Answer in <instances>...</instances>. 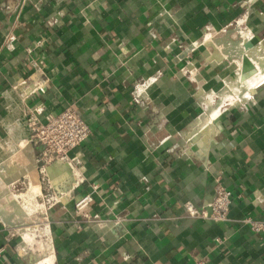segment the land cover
Returning <instances> with one entry per match:
<instances>
[{"label":"crops","instance_id":"crops-1","mask_svg":"<svg viewBox=\"0 0 264 264\" xmlns=\"http://www.w3.org/2000/svg\"><path fill=\"white\" fill-rule=\"evenodd\" d=\"M2 2L0 172L38 175L52 197L50 264H264V230L244 222L264 221V83L221 99L252 69L234 45L242 31L264 41V0H27L10 14ZM68 106L91 127L69 153L82 181L43 165L28 126ZM216 109L214 130L196 131ZM218 176L230 219L191 215L185 203L210 202ZM22 245L0 215V264H31Z\"/></svg>","mask_w":264,"mask_h":264},{"label":"built area","instance_id":"built-area-1","mask_svg":"<svg viewBox=\"0 0 264 264\" xmlns=\"http://www.w3.org/2000/svg\"><path fill=\"white\" fill-rule=\"evenodd\" d=\"M26 1L3 0L1 10L6 14L18 12ZM247 1L251 2L252 0ZM56 22V18H50L46 21V24L51 27ZM10 38H13V36ZM249 38L252 40L254 34L250 33ZM135 98L138 102L139 96H135ZM28 126L31 130V141L42 147L40 159L43 161V165L49 166L56 162H64L70 166L72 175L77 180L82 181V172L78 167L79 161L76 158H70L69 153L86 141L91 134V127L83 116L75 108L68 106L58 113L48 114L44 121H41L35 115H31L28 119ZM41 172L44 174V166L41 167ZM215 180L214 196L210 202L201 208H197L191 201L186 202L185 206L193 216L215 222H224L230 219L229 212L233 192L222 183L219 176ZM61 195L64 194L61 193ZM47 200H52V197L48 196ZM91 200L92 196L90 194L82 198L77 204L79 209L88 205ZM244 222L248 223L255 232L264 230L263 220L248 217L244 219ZM47 225L49 228L48 223ZM48 231L50 232L49 229ZM198 264H203V261L199 260Z\"/></svg>","mask_w":264,"mask_h":264},{"label":"bare ground","instance_id":"bare-ground-1","mask_svg":"<svg viewBox=\"0 0 264 264\" xmlns=\"http://www.w3.org/2000/svg\"><path fill=\"white\" fill-rule=\"evenodd\" d=\"M210 36V35H209ZM208 40V37H207ZM206 41V40H205ZM208 42V41H207ZM250 43V38L249 35L245 32L242 31L241 32V37L240 40H238L234 47L236 49V56L237 59H239L241 61L242 56L245 54L248 56V58L251 59V62L254 63V67L252 70L248 71V72H242L240 69L238 71H236L232 76H230L227 79V83H226V91L225 93L228 94V99H231V103L235 102L236 100H241L245 99L247 96H249L251 94V91L253 90V88H255L256 86H258L259 84L264 82V41L260 42L258 45H249ZM224 56V55H223ZM239 61V62H240ZM29 86V85H28ZM14 88V87H13ZM24 89V88H23ZM26 90V89H25ZM18 94V93H17ZM219 109H216L212 112H204L198 119L197 123H196V131H201L205 134L211 132L214 130V125H213V120L214 118L217 116V114L219 113ZM205 137V136H204ZM21 142V147L25 145L24 141H20ZM17 144V143H16ZM19 145V144H18ZM19 155V153H18ZM16 156V155H15ZM23 157V156H22ZM21 157V158H22ZM11 158V157H10ZM21 161V160H19ZM25 161V159H24ZM24 161H21L24 162ZM16 163V162H15ZM20 164V162H19ZM13 164L11 163L10 166H12ZM22 165V164H21ZM19 166V165H18ZM8 167V166H7ZM20 167V166H19ZM9 168V167H8ZM13 169V168H12ZM10 169V170H12ZM6 170V169H5ZM3 172V171H2ZM5 172V171H4ZM35 173V172H34ZM30 174V173H29ZM28 174V176H29ZM31 177V175H30ZM32 177H35V180L33 178V180H31L32 185H31V190L30 193L32 195V197L34 198L35 195L37 193L40 194L41 191V185L39 183H37V179H36V175L32 174ZM1 178L3 179V175L2 173H0V180ZM29 180V179H28ZM30 181V180H29ZM28 181V182H29ZM30 183V182H29ZM30 185V184H29ZM10 194V193H9ZM30 195V197H31ZM12 196V195H11ZM10 196V198H11ZM22 196H24V198H27L29 196V192L27 193L24 192L22 194ZM21 196V198H22ZM13 197V196H12ZM20 198V196H19ZM5 199V198H4ZM30 199V198H29ZM15 200V199H13ZM10 202L12 200H9ZM8 201V204L10 203ZM16 202V201H15ZM31 202V201H30ZM7 203V202H6ZM33 203V202H32ZM12 204V203H10ZM2 205V204H1ZM17 205V203H16ZM20 205V204H19ZM29 205V204H28ZM10 207V206H9ZM13 208V207H12ZM16 210V207H14ZM13 208V209H14ZM23 208V207H22ZM40 208V207H39ZM22 210V209H21ZM31 211V210H30ZM1 212V211H0ZM20 212V211H19ZM9 213V212H8ZM14 213V212H13ZM2 213H0L1 215ZM25 216L26 214L23 213ZM16 215V213H15ZM24 216V217H25ZM1 217H3L1 215ZM6 217V216H5ZM14 217V216H13ZM12 217V218H13ZM20 217V216H19ZM4 218V217H3ZM7 218H5L6 220ZM18 219V218H17ZM16 219V220H17ZM3 221V220H2ZM7 221V220H6ZM9 223V221H7ZM31 229V228H29ZM45 229V228H44ZM44 231V230H43ZM27 232V231H26ZM47 232V231H46ZM35 234V232H34ZM33 234V235H34ZM24 236L26 238L27 241H25L22 245L23 249H31L29 246V239L31 237L30 233L27 232L26 234L24 233ZM49 236V235H48ZM33 237V236H32ZM24 238V239H25ZM32 239V238H31ZM33 241V240H32ZM36 247V248H34ZM32 248L37 249V251L39 250V253H36L37 255L35 256L38 260V264H50L52 262V254H51V244L48 242H44V241H40V243H37L36 246L34 245ZM22 249V250H23ZM29 252V251H27ZM26 252V253H27ZM32 252V251H31ZM30 252V254H31ZM35 255V253H33ZM32 254V255H33ZM43 256V257H42ZM45 256V257H44ZM34 257V256H33ZM36 261V260H35ZM34 262V261H33Z\"/></svg>","mask_w":264,"mask_h":264},{"label":"rangeland","instance_id":"rangeland-1","mask_svg":"<svg viewBox=\"0 0 264 264\" xmlns=\"http://www.w3.org/2000/svg\"><path fill=\"white\" fill-rule=\"evenodd\" d=\"M260 42H262V41H260ZM260 42H257L256 44L253 43V44L254 45H258ZM244 59H246V60L249 59L251 61L250 58H248V59L244 58ZM236 60H237L236 62L238 64V61H240V60L237 59V58H236ZM251 64L253 65L252 66V69H253L254 63L251 62ZM240 67H242L241 64H240ZM241 71L244 72V73L246 72V71H243V70H241ZM225 91H226V88H225ZM225 91H224L223 96L221 97V99L222 98H225V99L230 98V97H228L229 93L226 94ZM228 100L231 101V99H228ZM4 171H6V170H3V172H0L3 175V179L1 178V180H0V211H1L0 213H2L1 215L4 218H7L6 220L9 221V223L7 221L6 222L10 226L13 227L14 234H16V235H18L20 237V243H24L25 241H27L25 236H24V233L25 234L27 232L30 233L31 237H30L28 243H29V246H30L31 249H28V250L25 249V251H29L25 255L28 257L29 260H31L30 261L31 264H37L38 262H36V263L33 262L34 260H33L32 254L35 253V255L34 254L33 255L36 256L37 255L36 253H39V251H37V249H34L36 247H34V248H32V247L34 245L36 246V244L40 243V241L41 242L42 241L48 242V234H49V231H48L49 228H48V225H47V223H48L47 216L48 215H46L45 213L47 211H49L50 202H48L47 198L50 195H48V193H46V192L43 193V191H40V194L37 193L35 195V197L33 198L31 193H30V191H29V190H31V185H32L31 180L34 179L32 177V174H30L31 175L30 183L28 182L29 181L28 179H24V178L22 180H17L15 182V180L17 179V176L14 177L12 180H9L6 177V172H4ZM42 177H44V175H42ZM31 178H33V179H31ZM36 179L38 181L37 183L41 184L39 179H38V175H36ZM11 182H13V184H9ZM26 191H27V193L29 192V196L27 198H24V196H22V194L24 192H26ZM30 195H31V197H30ZM10 196H11V198H10ZM19 196H20V198H19ZM21 196H22V198H21ZM13 199H15V200H13ZM9 200H12V201L10 202ZM8 201L10 203H12V204H10V203L8 204ZM16 203H17V205H16ZM12 207L13 208L16 207V210H15V208L13 209ZM15 213H16V215H15ZM23 213H25L26 216ZM29 228H31V229H29ZM46 231H48V232H46ZM34 232H35V234H34ZM30 252H31V254H30ZM34 259L36 261L38 260L36 258H34Z\"/></svg>","mask_w":264,"mask_h":264}]
</instances>
